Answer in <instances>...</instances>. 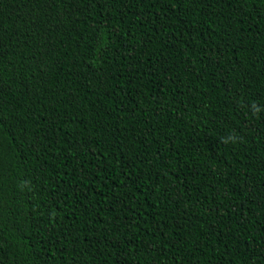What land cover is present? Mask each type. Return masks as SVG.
Instances as JSON below:
<instances>
[{
	"label": "trees",
	"instance_id": "obj_1",
	"mask_svg": "<svg viewBox=\"0 0 264 264\" xmlns=\"http://www.w3.org/2000/svg\"><path fill=\"white\" fill-rule=\"evenodd\" d=\"M0 264H264V0H0Z\"/></svg>",
	"mask_w": 264,
	"mask_h": 264
}]
</instances>
